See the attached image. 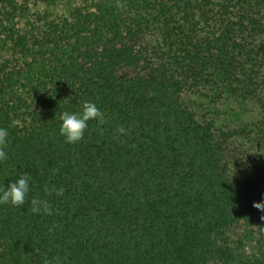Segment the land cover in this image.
Listing matches in <instances>:
<instances>
[{"label":"trees","instance_id":"trees-1","mask_svg":"<svg viewBox=\"0 0 264 264\" xmlns=\"http://www.w3.org/2000/svg\"><path fill=\"white\" fill-rule=\"evenodd\" d=\"M32 1L0 0V187L53 214L0 204V264H264V0Z\"/></svg>","mask_w":264,"mask_h":264},{"label":"clouds","instance_id":"clouds-1","mask_svg":"<svg viewBox=\"0 0 264 264\" xmlns=\"http://www.w3.org/2000/svg\"><path fill=\"white\" fill-rule=\"evenodd\" d=\"M60 119L62 123L59 128V134L65 139L66 143L77 144L84 139L89 122L96 121L103 123L105 116L96 103L86 101L78 111L63 112ZM118 132L123 134L126 130L120 128ZM8 136V130L0 127V163L8 159V153L5 151ZM30 181L31 175L22 173L18 179L12 180L6 187H0V204L23 207L26 203H29L32 213L51 216L53 214V206L48 199L33 197L29 200V193L31 191ZM44 192L48 196H51L53 193L56 196H62L64 190L63 188L56 189L54 186L49 188L45 185ZM253 207L262 213L260 219L264 221V201L254 202Z\"/></svg>","mask_w":264,"mask_h":264},{"label":"rangeland","instance_id":"rangeland-1","mask_svg":"<svg viewBox=\"0 0 264 264\" xmlns=\"http://www.w3.org/2000/svg\"><path fill=\"white\" fill-rule=\"evenodd\" d=\"M52 11L55 16H62L66 15L67 12V5L65 3H59L55 7H47L45 4L42 2L33 0L31 2V10L29 12V18L31 20L37 19L38 15L40 13H45L46 11Z\"/></svg>","mask_w":264,"mask_h":264}]
</instances>
